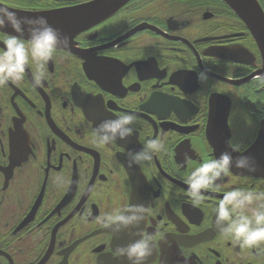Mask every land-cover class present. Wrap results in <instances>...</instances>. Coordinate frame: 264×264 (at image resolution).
Returning <instances> with one entry per match:
<instances>
[{"label":"flooded vegetation","instance_id":"1","mask_svg":"<svg viewBox=\"0 0 264 264\" xmlns=\"http://www.w3.org/2000/svg\"><path fill=\"white\" fill-rule=\"evenodd\" d=\"M92 1L0 5L18 15ZM243 1L264 18V0ZM7 34L17 35L5 27L0 47ZM35 71L0 84V264H131L114 252L139 231L156 237L145 264H264V243L241 247L216 224L225 191L264 192V55L227 0H124L53 54L39 86ZM123 113L138 118L133 134L94 143L91 129ZM148 139L164 150L129 167ZM223 152L250 157L255 171L233 163L220 191L193 204L185 180ZM126 205L149 213L114 234L101 219Z\"/></svg>","mask_w":264,"mask_h":264},{"label":"clouds","instance_id":"2","mask_svg":"<svg viewBox=\"0 0 264 264\" xmlns=\"http://www.w3.org/2000/svg\"><path fill=\"white\" fill-rule=\"evenodd\" d=\"M23 24L28 25V39L23 38ZM10 26L18 35L7 34L0 47V84L9 81L17 82L23 79L25 68L34 63L36 71L33 74V84L39 86L46 79L45 66L53 54L61 47L69 46V39L61 37L59 31L50 26L43 17L38 19L21 20L17 13L10 8L0 5V31ZM205 68L197 73L198 79L205 82L208 79ZM138 118L132 113H123L118 117L102 121L91 129V136L98 146H106L131 136L136 130ZM233 152H243L244 149L236 144H230ZM164 150L160 139H148L142 148L127 154V165L142 166L150 164L154 157ZM185 159L188 157L186 155ZM255 171L254 161L247 156H239L233 160L229 152H223L207 162H202L185 180L188 185L184 195L193 204L203 201L202 190L220 191L217 181L226 176L231 167ZM264 192H253L244 188H234L225 191L223 198L215 208L216 224L223 233L231 236L241 247H254L264 243ZM255 205V206H253ZM149 209L144 205H126L114 208L105 214L101 223L104 227L117 233L126 228H139L146 219ZM134 242L124 247H118L114 252L116 257H126L131 264H145L152 256L156 237L143 231Z\"/></svg>","mask_w":264,"mask_h":264},{"label":"water","instance_id":"3","mask_svg":"<svg viewBox=\"0 0 264 264\" xmlns=\"http://www.w3.org/2000/svg\"><path fill=\"white\" fill-rule=\"evenodd\" d=\"M235 11L243 17L252 30L264 55V18L259 9L243 0H227ZM124 2V0H94L72 8L57 11L21 13L18 17L23 19H38L43 17L48 24L57 29L61 37L68 39L84 28L93 26L111 16ZM23 37L28 39V25L23 24ZM12 32L13 29L8 26ZM15 33V32H14ZM17 34V33H15ZM18 35V34H17Z\"/></svg>","mask_w":264,"mask_h":264}]
</instances>
